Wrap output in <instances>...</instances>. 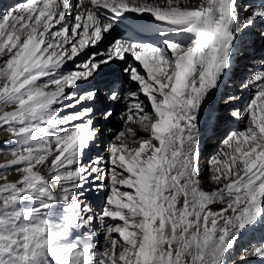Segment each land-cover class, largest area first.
I'll return each instance as SVG.
<instances>
[{
  "label": "snow or ice",
  "instance_id": "snow-or-ice-1",
  "mask_svg": "<svg viewBox=\"0 0 264 264\" xmlns=\"http://www.w3.org/2000/svg\"><path fill=\"white\" fill-rule=\"evenodd\" d=\"M260 22L264 0L3 9L0 264H264V59L227 79Z\"/></svg>",
  "mask_w": 264,
  "mask_h": 264
},
{
  "label": "bare ground",
  "instance_id": "bare-ground-1",
  "mask_svg": "<svg viewBox=\"0 0 264 264\" xmlns=\"http://www.w3.org/2000/svg\"><path fill=\"white\" fill-rule=\"evenodd\" d=\"M16 2H17V0H0V12H2L3 9L7 8L9 5L15 4ZM244 2L245 3H249V2H252V0H244ZM258 25H259V27L256 26V28L253 29V32L256 33V34H258V32H259V30L261 28H264V22H260V23H258ZM119 32H120V30H119ZM251 38L253 39L254 37L249 36L248 40L250 41ZM259 48H264V41H257L256 44L253 47L249 48V49H259ZM248 65L250 67L254 68L256 65H258V61L256 59H253V60H251V62H249ZM71 67H72L71 64H69L68 68H71ZM238 67H241V66H238ZM245 70H248V68H244V69L237 68L235 70V72L229 73V76L227 78L228 79V84L232 85L234 90H236L237 92L239 91L240 82L242 81L243 77L246 76V74H244ZM224 88H226V91L229 90V88L227 86H225ZM248 91L249 90H245L243 95H245ZM244 98L245 97H243V99ZM113 121L117 125L120 124V122L117 121V120H113ZM107 135H108V132H105L104 135L101 137V139L98 140L97 143L93 146V149L89 153V155L94 156L97 153L104 154L106 152V146L107 145L105 146V143H106V139H107L106 136ZM141 135H143V133H141ZM109 136H111V133H110ZM9 138H10L9 134L7 132L3 131L2 129H0V148L3 147L4 142L6 140H8ZM207 146L209 147L208 151H203V158L201 160L202 172H204L205 175H207V171H206V169H207V156L209 155V153L213 154L214 150L217 148V142L215 140H213V141L209 142L207 144ZM10 158H11L10 155L7 156V157L0 156V163H3L7 159H10ZM0 171H3V170H0ZM17 178H18V174H16L15 172H11L10 173V175H9V179L10 180H15ZM205 188H206V190H210L211 185L210 184H206ZM90 198L91 199H95L97 204L101 203V201L98 198L96 193H91L90 194ZM257 238H259V234H257Z\"/></svg>",
  "mask_w": 264,
  "mask_h": 264
},
{
  "label": "rangeland",
  "instance_id": "rangeland-1",
  "mask_svg": "<svg viewBox=\"0 0 264 264\" xmlns=\"http://www.w3.org/2000/svg\"><path fill=\"white\" fill-rule=\"evenodd\" d=\"M257 27H259L258 24H257ZM109 39H112V38L110 37ZM251 40H252V38H251ZM251 40L249 42H251ZM106 43L107 42H105V44ZM253 59H256L257 61H259L260 59H264V48L249 49V55L246 56L245 58L241 59L239 61L238 65L234 68V71L233 72H235V70L237 68H241V69L248 68V70H245L244 71V74H246V76L243 77L242 81L243 80H246L251 75V72L249 71L250 69L255 70L257 67H259V64L256 65L254 68H252V67H250L248 65L249 62H251V60H253ZM238 66H241V67H238ZM223 90L226 91V88H224ZM250 94H251L250 91H248L245 95H243V97H245L243 100L246 101L249 98ZM120 126H121V124L117 125V124L114 123L113 120L111 121V123L105 125L106 128L107 127H112V128H115V129H118ZM109 135H110V133H108V135L106 136L107 139H106L105 146L107 145V143L109 141V138H110ZM207 144L204 145V151H208V148L209 147L207 146ZM210 155H212V153H209V155L207 156V161H208V158H209Z\"/></svg>",
  "mask_w": 264,
  "mask_h": 264
}]
</instances>
